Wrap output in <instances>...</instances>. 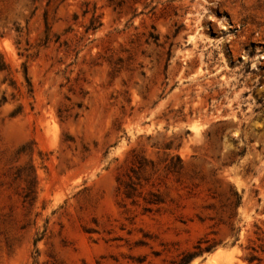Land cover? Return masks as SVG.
Masks as SVG:
<instances>
[{
    "label": "rangeland",
    "instance_id": "1",
    "mask_svg": "<svg viewBox=\"0 0 264 264\" xmlns=\"http://www.w3.org/2000/svg\"><path fill=\"white\" fill-rule=\"evenodd\" d=\"M0 67V264H251L264 0H0Z\"/></svg>",
    "mask_w": 264,
    "mask_h": 264
},
{
    "label": "trees",
    "instance_id": "2",
    "mask_svg": "<svg viewBox=\"0 0 264 264\" xmlns=\"http://www.w3.org/2000/svg\"><path fill=\"white\" fill-rule=\"evenodd\" d=\"M4 70L3 67H0V71ZM25 78L27 79V81L30 84V80L29 77L27 75V72H25ZM20 110H15L13 112V114L19 113ZM173 160V157L171 158ZM177 160L178 163L171 166V164L166 165V168L171 171V172H179L182 169V160L180 159L179 156H177ZM152 164V166H154L153 162H150ZM29 167L31 168V172L26 173L23 177H24V181L26 183V191H25V199H31L34 200L35 196V192H36V177L34 175V167L33 165H29ZM149 168V163L148 161H146V159H143V161L139 162L137 164V167L134 168V172H137L138 170H147ZM138 169V170H137ZM124 193L126 194L127 197H133L135 196L137 193H140L139 191H137V187H136V183L132 180L130 182H127L126 185V190H124ZM154 197H150V198H146V201L150 204H156L159 205L161 204L163 201L162 197L159 194H153ZM259 242H254L253 245L250 246V248L253 250V252L250 253V256L247 258V260L251 263V264H260V262L263 260V258L258 255L257 253L261 250L262 252H264V237H258ZM206 248H210V247H206ZM200 250H202V248H200ZM197 252H191V251H187L182 253V256L180 258V260L177 262L176 264H187L190 259L196 254ZM256 260H258V263H254Z\"/></svg>",
    "mask_w": 264,
    "mask_h": 264
},
{
    "label": "bare ground",
    "instance_id": "3",
    "mask_svg": "<svg viewBox=\"0 0 264 264\" xmlns=\"http://www.w3.org/2000/svg\"><path fill=\"white\" fill-rule=\"evenodd\" d=\"M222 254V256L224 255V253L223 252H221V250L220 251H217L215 254L213 253V257L215 258V257H218L219 255H221ZM212 257V258H213ZM221 257V256H220Z\"/></svg>",
    "mask_w": 264,
    "mask_h": 264
}]
</instances>
